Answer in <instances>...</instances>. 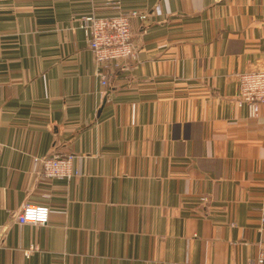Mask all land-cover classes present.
Returning a JSON list of instances; mask_svg holds the SVG:
<instances>
[{
	"label": "crops",
	"instance_id": "1",
	"mask_svg": "<svg viewBox=\"0 0 264 264\" xmlns=\"http://www.w3.org/2000/svg\"><path fill=\"white\" fill-rule=\"evenodd\" d=\"M133 8L136 56L98 66L81 18ZM259 69L264 0H0V264L254 260L264 106L239 74ZM55 154L75 173L43 176ZM27 203L46 225L19 224Z\"/></svg>",
	"mask_w": 264,
	"mask_h": 264
},
{
	"label": "built area",
	"instance_id": "2",
	"mask_svg": "<svg viewBox=\"0 0 264 264\" xmlns=\"http://www.w3.org/2000/svg\"><path fill=\"white\" fill-rule=\"evenodd\" d=\"M222 1V0H217ZM149 15L140 9H129L119 15L102 17L87 14L81 18L80 27L88 38V45L93 52L96 64L110 68L119 62L134 58L137 46L133 35V23H146ZM102 85H109L107 75H102ZM239 102L248 105L252 117H258L264 106V69L239 74ZM75 154H55L37 159L42 175L49 179L68 178L74 174L72 166ZM204 199V198H203ZM50 208L27 203L17 215L19 224L46 225L49 221ZM260 231L264 234V211L260 218ZM5 234L0 226V252L4 248ZM245 264H264V236L260 242L258 256Z\"/></svg>",
	"mask_w": 264,
	"mask_h": 264
},
{
	"label": "rangeland",
	"instance_id": "3",
	"mask_svg": "<svg viewBox=\"0 0 264 264\" xmlns=\"http://www.w3.org/2000/svg\"><path fill=\"white\" fill-rule=\"evenodd\" d=\"M134 24V23H133Z\"/></svg>",
	"mask_w": 264,
	"mask_h": 264
}]
</instances>
